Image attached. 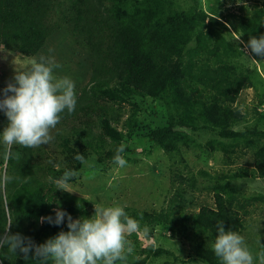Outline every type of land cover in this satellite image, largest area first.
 <instances>
[{
	"label": "trees",
	"instance_id": "obj_1",
	"mask_svg": "<svg viewBox=\"0 0 264 264\" xmlns=\"http://www.w3.org/2000/svg\"><path fill=\"white\" fill-rule=\"evenodd\" d=\"M240 3L238 12L226 15L215 9L206 13L197 0H187L183 8L170 0H0V47L27 58L36 57L64 25L92 59L90 81L77 97L74 113L68 115L65 110L61 114V122L50 132L54 139L49 145L36 148L13 145V158L5 162V145L0 136V233L9 228L11 234L20 233L42 244L69 229L67 216L61 225L42 223L41 217L54 219L56 209L66 211L73 220L87 217V208L92 203L74 192L57 190L53 181L65 170L83 173L94 154L98 168L107 165V157L113 164L116 149L131 139L137 126L151 142L163 146L179 132L186 131L187 140H192L193 133L212 131L222 139L218 145L222 151L228 150L229 143L236 144L240 150L234 154L237 160L249 152L252 154V158L237 164L234 160L235 171L223 170L210 176L216 184L205 190L214 193L215 207L203 205L188 213L171 208L163 217L142 214L132 218L141 227H151V234L156 225L178 232L187 229V238L197 245L193 247L196 256L205 264H222L211 247L218 234L217 222H223L226 230L231 228L243 235L248 221L240 210L254 202L264 205V194L245 197L233 187L239 178L264 179V129L258 128L263 124L264 113L252 109L257 127L238 131L232 125L245 116L229 107L246 88L257 90L254 78L264 83L260 73L238 66V57L224 35L231 36L235 29L233 33L246 43L250 37L264 35V0H240ZM192 41L195 47L189 48ZM169 54L179 58L168 64ZM253 57L263 63L264 57L254 54ZM170 90L176 101L186 95L180 101L185 111L180 117L168 119L165 126L152 128L145 120L136 126L138 120L131 116L125 134L113 124L111 112L117 105L133 101L136 95L161 99ZM258 99V105L264 106V92ZM133 113L138 116L136 110ZM8 123L7 116L0 111V134ZM98 124L101 130L96 133ZM124 148V152L130 151L125 145ZM77 154L84 156V163L75 159ZM5 175L13 179L4 182ZM78 179L79 176L72 178L69 183ZM205 242L207 250L202 251ZM33 253L25 260L22 253L16 256L0 248V264H38L32 259ZM146 261L147 258L138 260L133 253L127 261L116 263L146 264Z\"/></svg>",
	"mask_w": 264,
	"mask_h": 264
},
{
	"label": "rangeland",
	"instance_id": "obj_2",
	"mask_svg": "<svg viewBox=\"0 0 264 264\" xmlns=\"http://www.w3.org/2000/svg\"><path fill=\"white\" fill-rule=\"evenodd\" d=\"M170 1L176 7L187 6V0ZM197 1L208 14H211L213 9L217 12L222 10L226 15L230 14L229 12L235 13L238 12V8L242 4L240 0H219V4L216 3L218 0ZM206 22L208 23L209 19ZM234 30L231 31V36L227 33L224 35L238 57V66L242 70L257 72L264 77V59L263 63L253 60V54L249 49H244L246 42L242 37L233 33ZM192 47H195L193 41L189 44V48ZM40 56L53 58L56 63L61 65L60 68L54 70L53 74L57 78H70L75 84L77 97L88 85L92 76L90 53L85 47L76 43L70 31L63 25L36 57L25 58L0 47V99L4 98L3 90L7 85L10 82L15 83L16 71L28 69L31 61L33 59L39 61ZM178 58L176 54H169L166 60L169 64L176 62ZM256 78L258 79V77ZM252 82L258 85L257 90L246 88L240 93L237 102L233 106L229 105L230 108L238 110L241 115L245 116L244 120H238L232 125L234 130L245 131L257 127V118H254L252 109L264 113V106L258 105V96L264 92V83H259L255 78ZM11 94L9 93V95ZM185 97L186 95L184 99H186ZM133 98V101L124 102L122 106L117 105L118 107H114L111 112L113 124L119 130L125 131V134L129 131L126 123L131 116L134 120H138L135 121L136 126L145 120L152 128H155L165 126L168 119L174 115L180 117L185 111V107L180 104V101L184 99L178 98L176 101L177 98H174L171 90L161 99L152 97L143 99L138 95ZM134 110L137 111V117L134 116ZM258 128L261 131L264 129V121L263 124L258 125ZM98 129L101 130L99 124L94 129L96 133L99 132ZM192 137V140H187V132L184 131L181 134L179 132L177 136L169 137L163 146L151 142L146 138V132H140L137 126L131 139L124 142V145L130 150L121 154L127 161L125 167L120 168L117 164H112V161L109 160L111 158L107 157L109 158L106 162L107 165L98 168L95 159L97 155L94 154L95 157H90L91 160L86 163V170L83 173L81 171L79 179L70 184V189L80 198L92 203V206L87 208V217L94 215L93 203L96 202H102L106 206L113 203L126 204L125 211L129 216L145 214L151 215L153 218L163 217L164 213L172 210L171 208L188 213L198 211L203 205L215 207L214 193L205 190L206 187H209L208 185L216 184V181L210 176L223 170L225 173L229 170L235 171L236 165L234 164L252 158V154L249 152L243 159L237 160L234 154L240 150L235 147L236 144L224 141L231 145H228L226 152L222 151L218 146L222 139L212 131L193 133ZM187 141H189V148H187ZM86 146L85 144L84 148ZM114 151L115 148H113ZM228 151L230 153H227ZM89 152L92 153L91 150ZM205 155L209 159H205ZM92 159L96 161H92ZM234 160H236L235 163ZM226 162L229 164L228 167ZM193 181L196 184L194 189ZM255 186L256 184L251 183L247 187V192L243 193L245 197L262 192V187H257V189ZM180 205L186 210L182 209ZM240 212L248 221V228L243 236L253 253L254 264H261L258 254L264 251V205L262 202H254ZM149 228L152 230L151 227ZM173 231L156 225L154 234H151L150 231L149 236L142 233L132 234L128 237L134 245L131 254L135 253L138 260L147 258L146 264H205L196 256L194 248L197 245L187 238V229L184 232L182 230ZM205 243L202 251L207 250L208 243ZM160 250H164V252L158 253Z\"/></svg>",
	"mask_w": 264,
	"mask_h": 264
},
{
	"label": "clouds",
	"instance_id": "obj_3",
	"mask_svg": "<svg viewBox=\"0 0 264 264\" xmlns=\"http://www.w3.org/2000/svg\"><path fill=\"white\" fill-rule=\"evenodd\" d=\"M244 49H250L255 56L264 57V35L259 38L250 37L247 43H244ZM60 67L53 58L40 56L39 61H31L28 69L16 71L15 83L10 82L3 90L4 98L0 99V111L5 113L9 121L0 134L5 145V162L13 158V145H19L21 148L49 145L54 139L50 132L61 122V114L65 110L68 115L74 113L77 105L75 84L68 77L54 76V70ZM124 150V145H120L113 157L114 163L120 168L125 167L127 163L121 155ZM19 155V152L15 153V158L18 159ZM75 159L81 163L85 162L82 154H77ZM79 175L76 170H65L53 183L57 190L71 193L74 191L68 190L69 182ZM11 179L13 178L7 175L3 177L4 182ZM49 180L52 178L49 177ZM214 185L215 183L212 186ZM93 204L95 211L91 217L73 220L70 214L59 209L55 210L54 219L52 216L41 217L42 223L47 221L61 225L67 216L69 229L60 231L42 244H36L30 237L20 233L11 234L8 228L0 233V248H5L8 253L16 256L17 253H22L25 260L29 259V254L33 253L34 249L32 259L38 261V264H116V261H127L128 255L134 250V245L128 237L141 233L149 236L150 228L147 225L141 227L138 220L129 216L125 211L126 204ZM216 228L218 234L211 247L222 264H254L253 253L243 235L231 228L226 230L223 222H217ZM258 255L261 264H264V251Z\"/></svg>",
	"mask_w": 264,
	"mask_h": 264
},
{
	"label": "crops",
	"instance_id": "obj_4",
	"mask_svg": "<svg viewBox=\"0 0 264 264\" xmlns=\"http://www.w3.org/2000/svg\"><path fill=\"white\" fill-rule=\"evenodd\" d=\"M262 182V183H260ZM252 184H256V188L257 187H262V194H264V179H238L235 183H234V187L236 190H238L239 192L245 193L247 192L246 189L247 187H249ZM213 184H210L208 186H212ZM258 189V188H257ZM260 192V191H259Z\"/></svg>",
	"mask_w": 264,
	"mask_h": 264
}]
</instances>
